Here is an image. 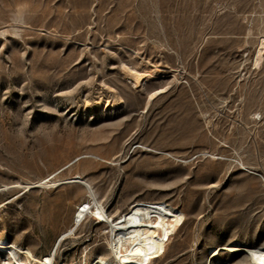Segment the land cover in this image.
Instances as JSON below:
<instances>
[{"label": "rangeland", "instance_id": "1", "mask_svg": "<svg viewBox=\"0 0 264 264\" xmlns=\"http://www.w3.org/2000/svg\"><path fill=\"white\" fill-rule=\"evenodd\" d=\"M263 37L264 0H0V238L114 261L107 223L70 232L93 201L61 182L79 174L113 218L137 200L184 212L145 264L263 246ZM44 178L60 183L25 186Z\"/></svg>", "mask_w": 264, "mask_h": 264}, {"label": "bare ground", "instance_id": "2", "mask_svg": "<svg viewBox=\"0 0 264 264\" xmlns=\"http://www.w3.org/2000/svg\"><path fill=\"white\" fill-rule=\"evenodd\" d=\"M133 76L139 77V74L137 75L136 72ZM44 179L46 180L44 181ZM44 179L30 182L25 186L31 187L43 184L55 186L60 183V181ZM61 182H80L87 186L90 195L93 197L92 202L90 199L87 202L80 203L77 207L70 232L74 229L73 226H77L88 214L97 217L101 222L107 223L109 227V255L114 261H109L106 255L103 256V254L98 256L91 264H145L153 246L160 242H166L184 221L182 210L176 209L163 201L145 202L137 200L131 205L128 212L113 218L105 206L96 198L91 184L81 175L72 176L68 180H61ZM70 232L66 231L62 236L64 237ZM0 249L6 253V257L0 260V264H32L33 261H39L40 264H54V253L39 258L30 248H21L4 238H0ZM224 250L241 251L247 254L246 256H250L255 264H264V245L252 247L246 243L213 248L207 257L206 264H222L217 258ZM21 253H24L25 256L23 257ZM68 264L86 263L70 262Z\"/></svg>", "mask_w": 264, "mask_h": 264}]
</instances>
